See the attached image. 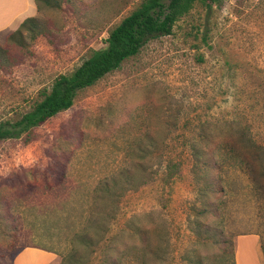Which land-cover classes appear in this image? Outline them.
<instances>
[{
	"label": "rangeland",
	"instance_id": "1",
	"mask_svg": "<svg viewBox=\"0 0 264 264\" xmlns=\"http://www.w3.org/2000/svg\"><path fill=\"white\" fill-rule=\"evenodd\" d=\"M59 1L0 0V26L13 18L0 29V121L19 119L57 75L104 46L141 0ZM26 18L33 26L9 39ZM201 150L210 165L198 163ZM122 166L132 184L117 179L113 218L95 237L100 246L94 254L81 242L74 247L72 238L93 218L96 185ZM209 203L223 207L236 263L247 261L251 244L246 264L253 255L264 264L257 253L264 244V0L197 4L171 34L150 38L80 89L32 138L0 141V264H36L43 253L51 258L38 264H58L72 248L86 264H99L107 245L136 242L138 228L147 229L154 264H187L191 251H218L194 243L188 219L193 205Z\"/></svg>",
	"mask_w": 264,
	"mask_h": 264
},
{
	"label": "trees",
	"instance_id": "2",
	"mask_svg": "<svg viewBox=\"0 0 264 264\" xmlns=\"http://www.w3.org/2000/svg\"><path fill=\"white\" fill-rule=\"evenodd\" d=\"M218 0H141L126 16H124L114 27H112L104 39V46L93 49L89 55L71 72L57 75L48 88L39 91V99L32 107L23 113L15 121H0V141L9 138H18L22 135L32 138L33 129L48 118L70 108L74 98L80 89L93 85L107 73L117 69L121 63L137 54L141 47L150 38L160 35H168L173 31L176 22L187 15L197 4L209 5ZM36 3H44L46 6L60 7L59 0H35ZM30 24V25H29ZM33 26V19H24L18 28L8 38L15 40L22 38L23 29ZM20 39H17L19 41ZM22 45V43H21ZM5 50L0 46V58L4 57ZM156 147V144H153ZM152 145V146H153ZM160 149L164 148V142L158 144ZM144 148V147H143ZM259 149V146L257 147ZM198 163L210 165L201 150ZM240 154V152H238ZM215 159L213 164L216 169L217 181L221 184V160L216 155V148L213 150ZM223 155V154H222ZM245 160L244 158H241ZM131 173L127 167H120L117 175H112L108 181H100L94 191V201L91 204L92 220H89L79 233L72 238L73 245L80 243L84 248L94 254L95 248L100 244V235L105 230L106 220L113 218V210L116 206L118 193L116 191L117 179L122 177L123 182L132 184ZM208 190L211 192V189ZM224 185V184H223ZM207 189V187H204ZM224 188V189H223ZM227 194L225 186L219 188ZM106 199L104 204L102 201ZM224 202V201H222ZM204 204L203 207L193 205V213L189 216V222L194 234V243L205 248L216 247L218 251L212 255H187V264H236L234 246L230 236L224 229L225 216L223 207L220 204ZM198 215L209 217L210 220L203 221ZM223 215V216H222ZM91 233V234H89ZM93 233V234H92ZM147 229L138 228L132 235L137 239L130 245L120 244L119 247L107 245V250L102 253L103 259L99 264H154L158 256L149 247L147 241ZM89 234V235H88ZM114 241V239H113ZM116 244V243H115ZM118 245V244H116ZM38 247L37 245H33ZM100 246V245H99ZM264 257V244L260 245ZM50 251L49 249H47ZM127 258V259H126ZM214 261V262H215ZM58 264H86L81 256L71 249L61 256Z\"/></svg>",
	"mask_w": 264,
	"mask_h": 264
},
{
	"label": "crops",
	"instance_id": "3",
	"mask_svg": "<svg viewBox=\"0 0 264 264\" xmlns=\"http://www.w3.org/2000/svg\"><path fill=\"white\" fill-rule=\"evenodd\" d=\"M27 7H28V0H27ZM13 21V18H7L6 19V21H5V23L3 24V25H1L0 26V29H2V28H5L6 26H8L11 22ZM250 238H253V241L255 242V244H256V246L258 247V240L256 241L254 238H256L254 235H250L249 236ZM257 239V238H256ZM255 244H253V245H255ZM249 246H251V244H248ZM258 249V248H257ZM260 250H261V248H260ZM262 252V251H261ZM250 253L251 254H253L254 252H251L250 251ZM250 253L248 252V254L250 255ZM257 253H258V257H259V259H260V261H262L263 263H264V257H263V255L260 253V251H258L257 250ZM42 254V253H41ZM44 255V257L47 259L48 258V260H50V258H51V255L50 254H47V253H43ZM45 258H40V259H36V261H37V264L38 263H40V262H43L44 260H45ZM40 261V262H39ZM46 262V261H45ZM236 262H237V258H236ZM237 264V263H236Z\"/></svg>",
	"mask_w": 264,
	"mask_h": 264
},
{
	"label": "bare ground",
	"instance_id": "4",
	"mask_svg": "<svg viewBox=\"0 0 264 264\" xmlns=\"http://www.w3.org/2000/svg\"><path fill=\"white\" fill-rule=\"evenodd\" d=\"M249 247H250V246H248V247H246V249H244V253H245L244 256L247 257V261L245 260V259H246L245 257H243V259L240 258L241 260H239V258H238V263H239V264H241V263H245V264H246V262L248 263V255H246V254H248V253L245 252V251H246V250L249 251V249H248ZM238 248L240 249V248H242V247L239 246ZM239 249H238V250H239ZM250 249L252 250V248H250ZM238 250H237V251H238ZM239 252H240V250H239L237 253H239ZM252 252H253V251H252ZM240 253H242V251H241ZM249 253H250V251H249ZM250 254H251V253H250ZM253 254H254V253H253ZM240 255H242V254H240ZM240 255H237V256H240ZM242 256H243V255H242ZM251 257H253V259H250ZM251 257L249 258V261L251 260V262H252L253 264H256V263H254V262L256 261V260H254L255 256L253 255V256H251ZM242 260H243L244 262H241V263H240V261H242ZM253 260H254V261H253ZM33 261L36 262V264H37L36 259H33ZM251 262H250V263H251Z\"/></svg>",
	"mask_w": 264,
	"mask_h": 264
}]
</instances>
